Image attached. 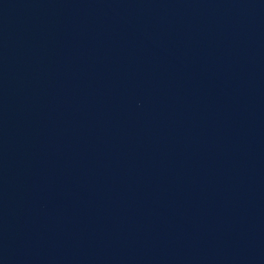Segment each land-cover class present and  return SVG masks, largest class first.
<instances>
[{"label":"water","instance_id":"95a60500","mask_svg":"<svg viewBox=\"0 0 264 264\" xmlns=\"http://www.w3.org/2000/svg\"><path fill=\"white\" fill-rule=\"evenodd\" d=\"M0 264H264V0H0Z\"/></svg>","mask_w":264,"mask_h":264}]
</instances>
